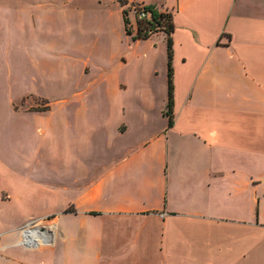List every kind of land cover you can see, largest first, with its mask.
I'll return each mask as SVG.
<instances>
[{"label":"crops","instance_id":"crops-1","mask_svg":"<svg viewBox=\"0 0 264 264\" xmlns=\"http://www.w3.org/2000/svg\"><path fill=\"white\" fill-rule=\"evenodd\" d=\"M131 2L173 14L172 125L167 35H129ZM74 23L78 35L26 45L83 56L61 68L52 173L38 175L37 144L23 162L21 130L0 113V264H264V0H0V54L7 24L21 48L23 24ZM135 87L158 122L122 104ZM39 98L47 108L24 110L48 115L54 101ZM34 218L55 221L50 245L21 244Z\"/></svg>","mask_w":264,"mask_h":264},{"label":"rangeland","instance_id":"rangeland-1","mask_svg":"<svg viewBox=\"0 0 264 264\" xmlns=\"http://www.w3.org/2000/svg\"><path fill=\"white\" fill-rule=\"evenodd\" d=\"M65 25L67 26V24H60L57 29H51L47 27V25H40L38 29L32 26V29L29 25L23 24L22 29L18 31V36H20L21 39V48L14 47V40L8 38V34L12 30V25L10 24V28L7 24L5 30H3V34L6 38L3 45L4 49H2V53L0 54V113L5 118L4 126L7 129H13L14 126L21 130L23 162L26 155L30 154L27 144H37V170L39 176H46L52 173V170L48 167L49 160L52 158V155L56 159L61 158L62 154L60 149L62 144V107L58 100L62 97L68 78L61 68L64 65L70 66L74 63H78L83 56L79 54L76 49H71L70 46H67V49L62 48L63 46L61 44H57L54 50H43V52H39V50L37 51L35 49L34 51L30 50L26 45L34 38H36L38 44L50 39L51 34L54 33L53 30L56 34H58L56 31L60 32L59 40H61L67 32L75 35L79 34L78 26L75 23L68 29ZM148 46V42H143L140 45V49H146ZM157 52L159 54L157 60L159 64H161L163 63L161 45L158 46ZM43 60H48L49 62L44 64ZM143 61L142 55L134 56L129 60L132 64H139ZM39 62L41 63L40 65ZM50 65L54 66L55 69H49L48 67H50ZM72 80H77V76H72ZM142 90L143 87L133 88L132 93L122 98V104L126 106L130 114L133 113V116H138L143 110H148L151 122H158V118H161L153 113L154 110H152V108L148 109L146 107V103L141 96ZM39 97H47L50 101H54V103H52V110L48 115L40 116L36 113L26 112L24 110L34 103V109L47 108V100ZM12 101H15L17 107H20L19 110L13 108L14 103ZM161 102L162 98L160 97L156 105L161 106ZM162 105L163 107L166 106L163 103ZM101 106H103V110H105L104 104H101ZM48 122L52 128L47 127ZM43 129H47L49 133L47 131L45 133V130L42 131ZM49 145H51V147ZM52 147L53 149H51ZM46 148L49 149L47 150ZM22 171L24 173L26 169L23 167ZM45 221L47 225L56 226L54 220L47 221L45 218Z\"/></svg>","mask_w":264,"mask_h":264},{"label":"trees","instance_id":"trees-1","mask_svg":"<svg viewBox=\"0 0 264 264\" xmlns=\"http://www.w3.org/2000/svg\"><path fill=\"white\" fill-rule=\"evenodd\" d=\"M134 4H136V2L129 3L124 10L125 25L129 35H132L134 39H147L159 31H163L167 35L169 83L166 114L169 116V124L172 125L174 106L172 33L175 29L173 14L170 11L163 10L155 5L138 3L146 12V17L139 19L137 15L132 13V6Z\"/></svg>","mask_w":264,"mask_h":264},{"label":"built area","instance_id":"built-area-1","mask_svg":"<svg viewBox=\"0 0 264 264\" xmlns=\"http://www.w3.org/2000/svg\"><path fill=\"white\" fill-rule=\"evenodd\" d=\"M138 3L139 2H136V4L132 6V13L137 15L139 19H142L146 17V12L141 8V5H139L140 3ZM46 220L48 221V218H46ZM45 223H47L45 218H34L22 226L21 244L31 249H38L50 245L54 237L51 236V231Z\"/></svg>","mask_w":264,"mask_h":264},{"label":"bare ground","instance_id":"bare-ground-1","mask_svg":"<svg viewBox=\"0 0 264 264\" xmlns=\"http://www.w3.org/2000/svg\"><path fill=\"white\" fill-rule=\"evenodd\" d=\"M46 226V225H45ZM48 226V225H47ZM49 228V227H48ZM50 229V228H49ZM51 236H53L52 234H51ZM54 237V236H53Z\"/></svg>","mask_w":264,"mask_h":264}]
</instances>
